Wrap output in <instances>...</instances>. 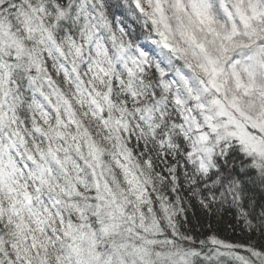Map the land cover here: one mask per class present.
<instances>
[{
  "label": "snow or ice",
  "instance_id": "1",
  "mask_svg": "<svg viewBox=\"0 0 264 264\" xmlns=\"http://www.w3.org/2000/svg\"><path fill=\"white\" fill-rule=\"evenodd\" d=\"M0 264H264V0H0Z\"/></svg>",
  "mask_w": 264,
  "mask_h": 264
}]
</instances>
